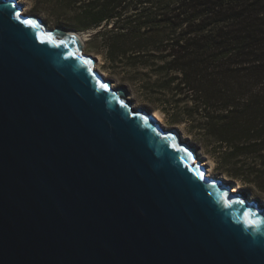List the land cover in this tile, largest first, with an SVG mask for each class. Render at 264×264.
Segmentation results:
<instances>
[{"label": "water", "instance_id": "95a60500", "mask_svg": "<svg viewBox=\"0 0 264 264\" xmlns=\"http://www.w3.org/2000/svg\"><path fill=\"white\" fill-rule=\"evenodd\" d=\"M23 7L0 0V264H264V205Z\"/></svg>", "mask_w": 264, "mask_h": 264}, {"label": "trees", "instance_id": "16d2710c", "mask_svg": "<svg viewBox=\"0 0 264 264\" xmlns=\"http://www.w3.org/2000/svg\"><path fill=\"white\" fill-rule=\"evenodd\" d=\"M33 2L52 28L92 30L113 73L264 194V0Z\"/></svg>", "mask_w": 264, "mask_h": 264}, {"label": "rangeland", "instance_id": "374dc122", "mask_svg": "<svg viewBox=\"0 0 264 264\" xmlns=\"http://www.w3.org/2000/svg\"><path fill=\"white\" fill-rule=\"evenodd\" d=\"M19 1L24 4L23 12L25 14L29 16H33V17H41L47 22V24H49V26H51V22L48 21L49 18L47 17V15L44 14L40 10H36V8L34 7L33 0H19ZM56 27H59V26H56ZM82 32L85 34L83 36L81 35L82 50L88 55H93L94 57H97L95 67L103 74V76L106 79L111 80L113 82L114 87L124 88L126 91L127 97L131 99L134 106L141 108L145 111H152V110L154 111L155 106L152 103L146 101L141 95V93L138 91V89L134 87V85H132L129 81L128 82L124 81L122 79V78H125L123 74L119 76L113 73L111 69L107 67V64H106V61L103 55L98 54L96 51H92L89 49V44L87 43V41L90 39L91 35L93 34V31L91 30V31H82ZM161 114H163L161 124L163 125L164 128L169 129V130L170 129L177 130L180 136V139L183 142L189 143L195 147L196 149L195 161L198 160V162H201L202 164L206 165L207 171L209 172L210 170L211 172L209 173H211L212 175L225 178V180H227V182H229L233 186L232 188L235 189V187L238 185L237 184L238 180L228 177L225 173L217 170L215 159L205 151V149L202 147L201 143L196 139V137L187 131L186 123L184 122L178 123V124L172 123L167 117V114H165L164 112H161ZM242 192L247 193V196L248 198H250V200H255L259 204L264 205V194L257 191L255 187L251 185L243 184Z\"/></svg>", "mask_w": 264, "mask_h": 264}, {"label": "bare ground", "instance_id": "6f19581e", "mask_svg": "<svg viewBox=\"0 0 264 264\" xmlns=\"http://www.w3.org/2000/svg\"><path fill=\"white\" fill-rule=\"evenodd\" d=\"M79 35V34H78ZM79 37L81 38V35H79ZM154 113H155V116L157 117V119H158V121H159V123L161 124V122H162V115L163 114H161V112L159 111V110H157V109H155L154 110ZM196 159V158H195ZM196 162H198V160L196 161ZM209 172H211L210 170H209ZM207 173L209 176H211V177H214V175H212L211 173ZM224 180H225V178H223ZM237 186L235 187V189L236 190H239V191H241L242 190V183L240 182V181H237Z\"/></svg>", "mask_w": 264, "mask_h": 264}, {"label": "snow or ice", "instance_id": "6c2138e0", "mask_svg": "<svg viewBox=\"0 0 264 264\" xmlns=\"http://www.w3.org/2000/svg\"><path fill=\"white\" fill-rule=\"evenodd\" d=\"M24 23L28 24V25H30L32 27H37L38 26L35 21H31V20H25ZM47 40L49 42H53V43L55 42L54 37H52L50 34L47 36ZM60 43H63V41H61ZM101 87L104 88V89H107L108 86L106 84H101ZM250 223H255V221H250Z\"/></svg>", "mask_w": 264, "mask_h": 264}]
</instances>
